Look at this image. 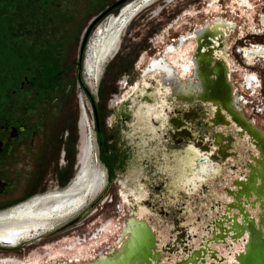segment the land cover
<instances>
[{
  "label": "flooded vegetation",
  "instance_id": "1",
  "mask_svg": "<svg viewBox=\"0 0 264 264\" xmlns=\"http://www.w3.org/2000/svg\"><path fill=\"white\" fill-rule=\"evenodd\" d=\"M11 1L18 2L15 5L18 7L20 19L13 17L5 36L7 63L2 67L0 78V223L5 222L11 214L20 215L23 209L36 208L35 218L31 220L35 227L21 230L9 225L12 230L8 232V237H13L9 239L14 244L22 238L31 237V234L33 237V234L40 231H50L57 224L77 215L89 201L99 196L107 180L112 183L113 175L107 174L104 182L106 173L98 165L89 106L80 95L78 108L83 115L78 114L76 122V167L69 184L62 187V164L66 162L68 167L71 165L72 147L63 145L59 125L48 122L46 115L39 116L34 128L29 126L30 110L46 102L51 91L56 88L48 83L46 75V70H50L47 69L48 62L57 59L47 55L50 47H55L49 44L47 49V39H42L46 35V29L41 24L42 14L39 9L42 8V1L46 0ZM151 1L135 2L123 13V18L116 22L114 18L104 19L99 26L103 18H96L97 22L84 47L81 75L87 79L86 87L96 90L104 63L119 49L117 39L124 23L139 9V5L144 6ZM217 1L219 0H212L210 7L214 9ZM231 1L233 11L239 7L243 12L242 7L245 6L251 9L249 0ZM245 16L247 20H252L250 14L245 13ZM261 23L264 25V17H261ZM232 27L227 21L217 19L211 24L206 23L203 27L178 36L165 51L172 54L169 60L153 59L150 66L142 71L141 77L150 71L153 76L158 72L164 73L161 80L158 79L157 85L167 87L169 91L166 106L170 109L165 108L164 111L170 127L165 136L173 143L184 140L189 143L175 168L173 189L195 190L224 167L237 171L241 163H233L240 157L235 147L242 146L246 149L247 156L258 155L254 140L249 136L246 127L250 126L264 134V130L255 125V116L264 112V63L247 65L241 58L239 52L242 47L259 41L253 36L252 39L241 41L240 46L236 47L237 58L229 52L226 38ZM33 34H38L37 39L33 40L37 43L35 46L28 37ZM256 54L264 55L261 52ZM246 60L251 64V55H246ZM55 63L58 64L56 61ZM239 67L242 68L241 72L243 69L246 71L237 77ZM146 78L144 87L147 93L149 87L157 81ZM134 92L142 95L144 89L138 87ZM146 93L142 95V99L151 101ZM176 103H180L182 107L175 106ZM114 113L112 119H117L120 123H125L130 118L126 105L120 106ZM154 123L157 125L158 121ZM37 129L42 131L37 132ZM64 135L66 139L68 131ZM248 162L250 161L246 159L242 165L247 167ZM232 175L234 173H230ZM238 179L240 178L232 179L231 185ZM128 201L130 211L137 210L139 214H145L147 207H153L144 199L141 202L146 206L142 207L137 206L132 197ZM14 205L17 206L9 209ZM110 226L111 222L102 224L90 242L86 238L84 242L78 238L67 243L63 249H56L49 254L56 256L58 253H65L72 259L83 257L81 251H86L101 239L110 230ZM4 240L0 238V244ZM30 240L32 239L28 241ZM218 248L222 249L223 246L219 245ZM243 249V241L234 243L225 256L224 264H237L235 256ZM174 261L170 259L167 264Z\"/></svg>",
  "mask_w": 264,
  "mask_h": 264
},
{
  "label": "rangeland",
  "instance_id": "2",
  "mask_svg": "<svg viewBox=\"0 0 264 264\" xmlns=\"http://www.w3.org/2000/svg\"><path fill=\"white\" fill-rule=\"evenodd\" d=\"M119 1L121 0H46L41 3L40 19L46 29V35L44 34L42 39L44 41L47 39L45 42L47 49L49 44L55 47H50L51 50H48L47 55L50 58H57L48 62L47 69L50 70H46V75L48 83L55 85L56 88L51 91L46 102L30 110L29 126L34 128V123L41 114L46 115L48 122L59 125L63 145L72 147L73 153L71 165L68 167L66 162L62 164V187L66 186L71 181L76 167V122L78 114L83 115L78 108L82 95L89 106L98 165L106 176L112 174L113 180L109 183L108 176L105 179L104 175V182L107 180L109 184L104 183L105 187L103 186L99 196L89 201L77 215L50 229L51 232L40 231L38 234H33L36 236L32 238L33 241L24 242L14 249L0 248V264H54L92 260L99 252L107 254L111 249L117 250L119 247L116 243L117 239L129 217L147 221L156 234L158 246L162 247L174 234L170 233L172 227L174 228V220L181 216L185 219L183 224L186 227L191 225L188 230H194L193 233L198 235L197 239L191 241L196 247L202 235H206L202 230L203 223L216 215L210 210L208 212L207 207L213 204L216 210V204L223 201L224 190L233 188L232 179H242L248 173L247 167L242 165L246 159L249 160L246 149L242 146L235 147L240 157L233 163H241L237 171L225 167L220 169L205 183L208 186V193L204 194L208 198L196 196L191 199L192 202L185 201L189 209L194 210L188 213L178 212V207L174 204L177 198L173 192L172 181L178 160L189 147V143L185 140L173 143L165 136L170 127L167 123L168 116L164 111L165 108L170 109L166 106L169 91L167 87L157 85L158 79L161 80L164 73L158 72L153 76V72L150 71L143 77L141 74L150 66L153 59L171 58L172 54L165 51L178 36L203 27L206 23L211 24L217 19L233 25L230 33L227 34L226 45L229 47V52L237 58L235 49L240 46L239 43L248 38L252 39L251 36L255 32L261 33L264 30V25L261 23V17L264 16V0H249L251 9L243 5L245 12L239 7L233 11L231 0L217 1L214 9L210 7L212 0H152L144 6L139 5V9L130 16L132 19L117 41L119 49L104 63L96 90L92 91L85 86L87 79L82 78V75L79 79L77 73L85 31L89 23ZM129 1L131 0L121 2L113 11L102 16L99 26L104 19L114 18L116 22L123 13L127 12L128 7L140 0L127 3ZM13 2L0 0V78L3 73L2 67L7 63L5 36L8 34L13 17L16 20L20 19L18 7L15 5L18 2ZM8 3L12 5L8 6ZM245 13L252 16L251 21L247 20ZM93 29L94 27L88 33L84 45L87 44ZM37 36L38 34L28 36L33 46L37 44L33 42ZM261 39L258 38L259 41ZM241 69L239 67L237 77L246 71L243 69L241 72ZM146 77L157 81L149 87L147 93L144 87ZM138 87L144 89L142 95L146 93L151 101L142 99L141 94H135L134 91ZM124 105L130 118L125 123H120L117 119L113 120L114 111H118L119 107ZM175 106L182 107L180 103H176ZM154 121H158V124L156 125ZM255 125L264 130V112L255 116ZM39 131L42 130L37 129V132ZM65 131H68L66 139H64ZM230 173L234 175L230 176ZM179 195L183 197L182 194ZM129 197L134 199L137 206L142 207L144 204L141 201L144 199L153 207H147L145 214H139L137 210L132 212L129 209ZM251 212L253 215L256 214L255 210ZM196 215H199L200 219L193 224ZM106 222H111L110 230L86 251H81L83 257L72 259L65 253H58L56 256L49 254L56 249H63L67 243L78 238L82 242L85 238L90 242L94 233H97V228ZM123 240L124 238L121 242ZM144 241L147 242L148 239L145 237ZM218 250L224 256L230 252L229 248L224 247ZM170 259L175 260L176 256L172 255ZM162 262L167 264L166 258H163Z\"/></svg>",
  "mask_w": 264,
  "mask_h": 264
},
{
  "label": "water",
  "instance_id": "3",
  "mask_svg": "<svg viewBox=\"0 0 264 264\" xmlns=\"http://www.w3.org/2000/svg\"><path fill=\"white\" fill-rule=\"evenodd\" d=\"M123 1L112 5L100 16L107 15ZM95 22L97 19L87 27L80 48L79 78L84 43ZM246 130L254 140L258 155H249L248 173L235 181L233 188L224 190L225 196L221 203L216 204V210L214 206L210 208L216 215L203 223L202 230L206 235L201 237L198 247H194L191 242L198 238L197 234H191L192 231L188 230L191 225L178 228L175 241L159 248V241L150 224L143 219L129 217L117 239V250L111 249L107 254L99 252L88 261L54 264H164L162 259L166 258L168 262L172 255L180 257L168 264H224L225 256L220 253L218 246L230 249L238 241L244 242V249L235 256L237 264H264V134L250 126ZM253 210L256 211L255 215L251 212ZM122 237L124 241L121 242ZM145 237L147 242L144 241Z\"/></svg>",
  "mask_w": 264,
  "mask_h": 264
},
{
  "label": "crops",
  "instance_id": "4",
  "mask_svg": "<svg viewBox=\"0 0 264 264\" xmlns=\"http://www.w3.org/2000/svg\"><path fill=\"white\" fill-rule=\"evenodd\" d=\"M207 180H205L204 182H202L201 185H199L198 188L195 189V190H192V188L187 189V190L182 189V188H180V189L179 188L178 189H173V192L176 194V198H177V200H176V202L174 204H175V207H178V212L188 213L189 211L192 212L194 210L193 208L192 209H189V205L186 204L185 201L192 202L191 199H194L196 196H204L203 198H208V196L204 194V193H208V191H207L208 190V186H207V184H205L207 182ZM179 194H182L183 197H180ZM212 205L213 204H211V205H209L207 207L208 212H209V210H210V208H211ZM199 219H200V216L199 215H196L193 218V224L194 223H197V221ZM184 220L185 219L182 218L181 216L178 217V218H176L174 220V228L172 227V230L170 231V233H174V234L170 236V240L167 241L165 244H163L162 247H166L167 245H170L171 244V241H175V238L174 237H175V234H177V231L176 230L178 228H180V227H186L183 224V221ZM193 232H194V230H192L191 233H193ZM202 237H203V235H202ZM198 244H197V246H199Z\"/></svg>",
  "mask_w": 264,
  "mask_h": 264
},
{
  "label": "bare ground",
  "instance_id": "5",
  "mask_svg": "<svg viewBox=\"0 0 264 264\" xmlns=\"http://www.w3.org/2000/svg\"><path fill=\"white\" fill-rule=\"evenodd\" d=\"M35 209L36 208H34V207H28L27 209H23V211L21 212L20 215H18V213L11 214L10 216H8L5 219V222L0 223V225H1V227H0V238L3 239V240L4 239L9 240V241H5L4 240V242H2L1 245H3V246H9L8 244L10 243V240H11L9 238L12 237V236L11 237L10 236L8 237V232L10 230H12V229H9L10 228L9 225H14L15 226L14 228H19L21 230H22V228L25 229V228L35 227L34 224L31 222V220L33 219V217H34V215L36 213V210ZM5 223L7 225H4ZM36 225H38V224H36ZM16 233H19V232H16ZM16 233H14V235Z\"/></svg>",
  "mask_w": 264,
  "mask_h": 264
},
{
  "label": "built area",
  "instance_id": "6",
  "mask_svg": "<svg viewBox=\"0 0 264 264\" xmlns=\"http://www.w3.org/2000/svg\"><path fill=\"white\" fill-rule=\"evenodd\" d=\"M252 36L255 38L263 37V39H261V41L252 42L251 44H249V46L242 47L239 52L242 56L241 58L247 65L264 63V55L259 56L256 54L259 52L264 53V30L261 33L255 32ZM246 55H251V64H248V61L246 60Z\"/></svg>",
  "mask_w": 264,
  "mask_h": 264
},
{
  "label": "trees",
  "instance_id": "7",
  "mask_svg": "<svg viewBox=\"0 0 264 264\" xmlns=\"http://www.w3.org/2000/svg\"><path fill=\"white\" fill-rule=\"evenodd\" d=\"M113 11V10H112ZM111 12V11H110ZM88 94V93H87ZM89 99L93 102L92 98L89 96Z\"/></svg>",
  "mask_w": 264,
  "mask_h": 264
},
{
  "label": "clouds",
  "instance_id": "8",
  "mask_svg": "<svg viewBox=\"0 0 264 264\" xmlns=\"http://www.w3.org/2000/svg\"><path fill=\"white\" fill-rule=\"evenodd\" d=\"M106 176V174H104Z\"/></svg>",
  "mask_w": 264,
  "mask_h": 264
}]
</instances>
